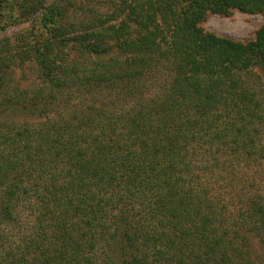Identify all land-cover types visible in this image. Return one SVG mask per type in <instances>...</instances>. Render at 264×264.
Masks as SVG:
<instances>
[{
  "label": "trees",
  "instance_id": "obj_1",
  "mask_svg": "<svg viewBox=\"0 0 264 264\" xmlns=\"http://www.w3.org/2000/svg\"><path fill=\"white\" fill-rule=\"evenodd\" d=\"M112 4L19 8L38 18L0 54V264H263L264 197L220 185L264 159V23L249 43L201 24L264 0Z\"/></svg>",
  "mask_w": 264,
  "mask_h": 264
},
{
  "label": "rangeland",
  "instance_id": "obj_2",
  "mask_svg": "<svg viewBox=\"0 0 264 264\" xmlns=\"http://www.w3.org/2000/svg\"><path fill=\"white\" fill-rule=\"evenodd\" d=\"M10 1V5L4 12L10 11L15 18L11 19L10 24H5V22L0 24L1 55H4L3 48H12L14 49L13 53L17 55L16 53H20L21 50L26 49L28 47L27 45L34 43L32 29L38 17L32 16L29 18H22L19 12V8L30 2V0ZM34 1L37 2L39 0ZM113 1L114 0H76L78 10L72 12L71 20L88 21V19L92 17V11H97L100 14L111 12L114 6V4H112ZM263 23L264 16L262 14H252L234 9L229 15L210 12L201 26L206 31L212 32L219 37L229 38L236 42L249 43L256 38L257 31L261 28ZM2 25H5V28H2ZM20 73L22 74V78L24 77L22 84L24 87H32L35 86L36 83H39L37 68L33 62L22 64L16 71V74L19 75ZM261 87L264 89V81H262ZM241 180L243 181L242 183ZM229 185L230 180H226L224 184L220 186L225 196L233 201L235 205L233 208L239 207L243 200V196L250 191H253V193L259 191V194L264 197V159L261 160L260 165L252 167L245 172H241L240 179L235 181L231 186ZM258 246L259 248L263 247L262 244Z\"/></svg>",
  "mask_w": 264,
  "mask_h": 264
}]
</instances>
